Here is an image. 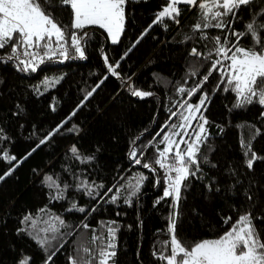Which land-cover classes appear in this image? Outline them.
<instances>
[{
	"label": "trees",
	"instance_id": "trees-1",
	"mask_svg": "<svg viewBox=\"0 0 264 264\" xmlns=\"http://www.w3.org/2000/svg\"><path fill=\"white\" fill-rule=\"evenodd\" d=\"M167 2L127 0L125 30L115 45L97 26L78 31V34L87 32L90 37L84 45L85 59L46 61L35 73L22 72L16 61L7 60L10 45L0 49V129L6 137L0 141V157L3 151L16 157L11 163L0 158V176L22 161L11 175L0 180V264H21L25 259L28 264H45L52 252L56 254L48 264H69V257L95 258L102 245L94 243L92 238L104 237L106 242L105 225L111 221L116 222L118 231L117 255L110 264H166L158 257L170 254L168 222L173 213L176 235L189 249L203 240L219 238L230 230L239 215L249 212L264 237V159H257L253 169H248L246 162L250 154L246 157L243 147L251 142L252 151L264 158V116L261 115L264 106L253 102L233 107L236 96L223 90L225 85L220 84L218 70L213 71L193 98L177 91L178 87L190 89L202 80L215 55L208 58L213 43L193 31L192 26L198 21V5L191 10L181 5L179 24L167 18L164 23L153 24ZM41 3L45 4V0ZM45 7L69 33L74 31L70 7L61 5L60 0H49ZM261 9L264 0L242 7L239 18L225 32L244 31ZM258 22L264 24V18H258ZM204 32L209 37L224 34L218 29ZM230 40L235 38L230 36ZM241 46L252 47V39H243ZM194 47L201 56L191 57ZM129 48L132 51L117 69L119 76L108 74L104 56L115 65ZM56 79L59 83L49 85L45 91L43 82ZM98 83L100 87L77 110L86 93ZM129 84L153 95L142 99L133 96ZM204 93L208 95L203 109L208 120V139L198 154L200 171L184 182L179 205L173 208L171 197L161 199L164 174L154 164L157 150L163 147L162 135L156 137L151 147L144 145L161 129L170 131L172 124L180 122V105L185 100L191 103ZM74 110L76 114L68 123L40 144ZM170 110L177 115L168 120ZM73 125L77 130L69 132ZM73 145L80 159L70 151ZM133 146L138 153L144 152L140 165L129 158ZM29 152L31 155L23 159ZM85 157L93 159L84 160ZM143 163L153 164L156 171L143 168ZM138 175L146 179L132 198L131 206L123 202L128 195L123 187L124 195L115 204L109 202L116 187L135 183L134 177ZM45 177H51L64 189V199L52 198L58 190L49 188ZM81 181L103 184L104 188L93 192L94 199L82 189L77 190L76 185ZM65 185H68L66 189ZM108 188L113 192L104 196ZM73 203L77 208L84 207L85 212L69 211ZM25 216L37 221L35 228L31 222L22 223ZM57 216L65 221V226L51 246L42 247L38 241L52 235L41 231L47 227L44 221ZM229 217L231 220L225 224ZM84 224L89 227L84 228ZM85 248L88 253L83 251Z\"/></svg>",
	"mask_w": 264,
	"mask_h": 264
},
{
	"label": "snow or ice",
	"instance_id": "snow-or-ice-1",
	"mask_svg": "<svg viewBox=\"0 0 264 264\" xmlns=\"http://www.w3.org/2000/svg\"><path fill=\"white\" fill-rule=\"evenodd\" d=\"M48 2L49 0H45V4ZM126 3L127 0H60L61 5L71 9V29L74 31L69 33L66 26H62L48 12L41 0H0V49H5L10 45V54L7 55V60L16 61L19 70L22 72L35 73L46 61L60 60V62H63L68 59H85L86 50L84 45L90 37L87 32L78 34V31L84 30L88 26H98V28L103 29L107 33V37L112 44H118L125 30ZM254 3L255 0H199V2L198 0H168L166 6L156 14L153 24L164 23L165 18L179 24L178 17L182 11L180 6H188V10H191L198 5V21L192 26L193 31L200 33L201 39H208L213 43V48L210 49L208 58H211L213 53L215 58L212 60L208 73L203 75V79L190 89L178 87L177 91L179 93H186L189 99L193 98L203 88V85L208 82L209 77L213 75V71L218 70L220 73V84L225 85L223 90L225 92L231 91L236 96V103L233 107L240 108L253 102L264 106V24L258 22V18H264V9L254 14L253 19L245 25L244 31L232 30L230 34L225 32V29L232 27V21L239 18V10ZM151 27L152 25H149V28ZM207 29H218L224 34L223 36L209 37L204 32ZM147 31L148 29L145 30V33ZM230 36L234 37L235 40H230ZM248 37L252 39L253 46L242 47L241 41ZM134 47L135 44L132 48ZM132 48H129L120 57V60L115 62V65L110 64L108 57L104 56L108 74L119 76L117 69L121 66L120 61L127 57ZM190 55L199 57L202 54L194 47ZM107 78L106 76L105 79ZM128 79L130 80L131 77ZM55 83H59V79L54 81L45 80L43 82L45 91L48 90L49 85L54 86ZM100 83H103V81ZM100 83L86 93L77 106V110L93 96V93L100 87ZM220 84L217 85V88L220 87ZM129 88L133 96L141 99L153 95L151 92L138 90L131 84H129ZM36 91L40 92L39 87L36 88ZM207 101L208 95L206 93L202 94L199 101L195 104L185 100L180 105L182 109L180 122L172 124L170 131L164 132L161 129L147 145H144L145 148L151 147L156 137L162 135L160 144L163 147L157 150L154 164L158 166L159 170H163L164 174L163 183L166 187L161 199L171 197L173 208H177L179 205L182 187L185 186L184 182L189 177H195L200 171L198 154L201 145L208 139L206 128L208 120L203 114ZM52 110L55 111V107ZM75 114L76 110L41 139L40 144L46 143L58 133L64 127V124L68 123L71 116ZM176 115V111L170 110V115L167 119L171 120ZM261 115L264 116V112ZM193 121H196L195 125ZM164 127H168V125ZM73 130H77L75 125L68 129L69 132ZM2 133L3 130L0 129V141L6 140ZM132 143L135 145L136 141L134 140ZM39 146L38 144L36 147ZM243 147L245 149L244 155L249 157L250 154V158L246 162L248 169H253L254 162L257 159H264L258 157L252 151L251 142L244 143ZM32 151H35V149ZM70 151L76 159L81 158L74 145ZM30 155L31 152L27 153L23 159H27ZM143 155L144 152L139 151L138 153V149L135 146L129 152V158L136 165L142 163L141 157ZM0 158L8 163L16 160V157L10 155L7 151H3ZM91 159L93 157L84 158V160ZM20 162L22 161H18L13 168H10L3 176H0V180L11 175ZM142 166L149 171H156V168L151 163H143ZM145 179V176L138 175L134 177L135 183L116 187L115 194L110 196L109 202L115 204L124 195L123 187L128 190V195L123 202L131 206L132 198L140 192ZM45 181L49 188L55 187L58 190L56 196L52 197L53 199H64V189H61L58 184L52 181L51 177H45ZM67 187L68 185H65V189ZM76 188L78 191L82 189L85 195L95 199L93 192L96 189L104 188V185L89 184L86 181H81L76 185ZM112 192L113 189L108 188L104 196H108ZM248 199L251 200V197L249 196ZM73 209L81 213L85 212L84 207L77 208L75 203L72 204L69 211ZM257 219H260V217H257ZM230 220L231 217L226 218L224 223L227 224ZM29 222H31L33 228L36 227L37 221L32 216H25L22 223L28 224ZM44 223L47 227L41 229V231L52 235L38 241L42 247L45 245L51 246L52 241L56 240L60 234L61 228L65 226V221L58 216L50 218L49 221H44ZM115 225V221L108 222L105 225L107 229L106 242L104 237L93 236V242L102 245L99 247L95 258L91 255H86L79 260L69 257V264H110L117 255L115 239L118 228ZM83 227L88 228L89 225L84 224ZM24 230L20 229V231ZM168 232L171 234L170 241L167 242L170 247V254L167 256L161 254L158 257L160 260L165 261L166 264H264V237L261 236V230L256 227L250 212L239 215L230 230L219 238L206 239L195 243L190 249L176 235L175 213L169 218ZM83 251L85 253L89 252L87 248L83 249ZM55 254V252H52L48 255L45 264H48ZM21 264H28L27 259L22 260Z\"/></svg>",
	"mask_w": 264,
	"mask_h": 264
},
{
	"label": "rangeland",
	"instance_id": "rangeland-1",
	"mask_svg": "<svg viewBox=\"0 0 264 264\" xmlns=\"http://www.w3.org/2000/svg\"><path fill=\"white\" fill-rule=\"evenodd\" d=\"M168 1V0H167ZM199 1V0H198ZM89 27V26H88ZM98 27V26H97ZM109 39V38H108ZM109 42L111 43V40L109 39ZM233 93V92H232ZM199 99H200V97H198L196 100H194L193 102H191V103H193V104H195V103H197L198 101H199ZM193 124L195 125L196 124V121H193ZM182 147H184L183 145H182Z\"/></svg>",
	"mask_w": 264,
	"mask_h": 264
},
{
	"label": "water",
	"instance_id": "water-1",
	"mask_svg": "<svg viewBox=\"0 0 264 264\" xmlns=\"http://www.w3.org/2000/svg\"><path fill=\"white\" fill-rule=\"evenodd\" d=\"M191 57H195V56H192V55H191Z\"/></svg>",
	"mask_w": 264,
	"mask_h": 264
},
{
	"label": "built area",
	"instance_id": "built-area-1",
	"mask_svg": "<svg viewBox=\"0 0 264 264\" xmlns=\"http://www.w3.org/2000/svg\"><path fill=\"white\" fill-rule=\"evenodd\" d=\"M165 187H166V185H165ZM172 199V198H171ZM173 202V201H172Z\"/></svg>",
	"mask_w": 264,
	"mask_h": 264
},
{
	"label": "crops",
	"instance_id": "crops-1",
	"mask_svg": "<svg viewBox=\"0 0 264 264\" xmlns=\"http://www.w3.org/2000/svg\"><path fill=\"white\" fill-rule=\"evenodd\" d=\"M199 2V1H198Z\"/></svg>",
	"mask_w": 264,
	"mask_h": 264
}]
</instances>
